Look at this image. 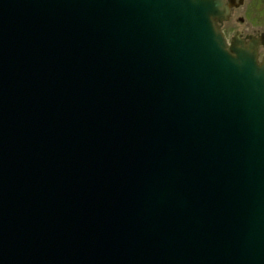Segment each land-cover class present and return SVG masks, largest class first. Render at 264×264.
<instances>
[{"label":"water","instance_id":"water-1","mask_svg":"<svg viewBox=\"0 0 264 264\" xmlns=\"http://www.w3.org/2000/svg\"><path fill=\"white\" fill-rule=\"evenodd\" d=\"M238 6L0 0V264H264V35L227 42Z\"/></svg>","mask_w":264,"mask_h":264},{"label":"rangeland","instance_id":"rangeland-1","mask_svg":"<svg viewBox=\"0 0 264 264\" xmlns=\"http://www.w3.org/2000/svg\"><path fill=\"white\" fill-rule=\"evenodd\" d=\"M244 7L233 12L232 17L223 25V31L230 40L235 34L241 36L264 35V0H245ZM232 13V10H231ZM260 60L264 57V47L260 48Z\"/></svg>","mask_w":264,"mask_h":264},{"label":"flooded vegetation","instance_id":"flooded-vegetation-1","mask_svg":"<svg viewBox=\"0 0 264 264\" xmlns=\"http://www.w3.org/2000/svg\"><path fill=\"white\" fill-rule=\"evenodd\" d=\"M241 1H242V3H240ZM223 2L227 4L229 2V0H223ZM244 2H246V1L245 0H235L236 4H239L240 6L242 5L241 7H244V5H245ZM239 9H240V7L239 8H235V7L232 8V14H233L234 11L239 10Z\"/></svg>","mask_w":264,"mask_h":264}]
</instances>
